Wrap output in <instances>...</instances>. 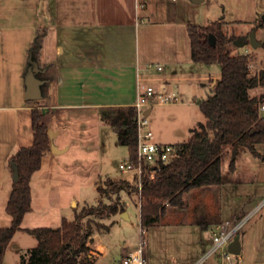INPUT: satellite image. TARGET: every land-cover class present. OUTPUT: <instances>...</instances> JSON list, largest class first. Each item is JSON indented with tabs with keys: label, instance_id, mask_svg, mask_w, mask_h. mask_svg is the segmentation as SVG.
<instances>
[{
	"label": "rangeland",
	"instance_id": "1",
	"mask_svg": "<svg viewBox=\"0 0 264 264\" xmlns=\"http://www.w3.org/2000/svg\"><path fill=\"white\" fill-rule=\"evenodd\" d=\"M155 1L146 2L155 4ZM28 2L25 9L29 12L34 7L33 0ZM158 2L155 20L146 18L141 24L137 18L138 27L132 39L141 66L149 63L153 74L157 63L164 66L171 58L183 60L184 53L189 51L187 24L207 25L221 20L228 36L247 42L251 31L256 29V39L264 42V25H259L264 21V0ZM48 49L51 57L50 43ZM33 50L32 55H35L37 48L34 46ZM238 50L251 56V75L264 70V48L253 49L247 43ZM195 65L206 74L220 73L216 63ZM170 84L178 90L190 86L184 81ZM193 86L201 85L197 82ZM201 88L197 90L198 97H206L210 92ZM250 94H264V88L252 90ZM200 99L204 98H177L175 103L153 105L147 119L155 132L167 141L165 143L185 142L190 137V127L204 121L196 104ZM69 111H58L59 116L52 120V128L60 132L56 144L68 145V151L56 155L52 162L44 160L31 181L33 212L26 217V222L37 228H57L62 219L73 221L83 207L97 203V187H103L106 179L127 180L135 185L132 173L118 168L128 159L127 149L118 144L111 126L101 120L100 112ZM256 148L262 157H254L248 151H235L234 172L228 167L233 152L228 149L221 166V184L183 194V207L168 206L163 216L144 227L143 236L139 194L121 192L120 201L128 218H122L121 212L100 221L108 229L93 232L90 248L94 243L102 247L93 262L118 264L123 255L137 249L144 239L143 256L149 264H168L169 260L172 264H195L207 249L215 226H230L237 216H248L240 232L243 247L239 256L245 262L264 260V146ZM104 202L109 203V200L104 199ZM9 220L5 210L0 208V227L9 226ZM37 244L33 233L18 232L6 249L4 264H20L21 256ZM87 259L90 258H83L85 264Z\"/></svg>",
	"mask_w": 264,
	"mask_h": 264
},
{
	"label": "crops",
	"instance_id": "2",
	"mask_svg": "<svg viewBox=\"0 0 264 264\" xmlns=\"http://www.w3.org/2000/svg\"><path fill=\"white\" fill-rule=\"evenodd\" d=\"M158 1L147 3L139 13L141 24L146 18L155 20ZM134 2L33 0L34 10L28 12L25 9L30 3L28 0H0V208L5 210L12 189L11 158L20 148L32 143V109L40 110L41 121L47 131L55 132L49 139V146L53 144L60 150L52 152L49 149L42 157V166L44 160L52 162L56 155L69 149L68 145L59 147L56 144L60 132L52 128V120L59 116L58 111L87 109L100 112L102 108L132 106L137 98L138 78L147 79L156 91L173 93L177 98H206L198 97L197 90L202 87L210 92L219 80L220 73L206 74L194 66L190 59V45L189 51L183 55V62L171 58L164 66L157 63L154 67L160 66L161 70L155 69L154 74L149 63L141 66L132 40L138 27ZM35 39L38 41L35 60L39 68L36 76L40 75L38 78L45 79V82L41 86L42 98L26 101L24 77L28 67L27 55L34 47ZM49 43L53 48L51 57ZM172 81L188 82L190 86L178 90L171 86ZM197 82L200 87L193 86ZM151 108L148 109L149 114ZM149 124L154 141L165 143L166 140L155 132L152 123ZM177 143L181 142L165 144ZM235 169L234 160L232 172ZM34 174L30 180L31 203ZM32 212L31 208L25 214L14 236L18 232L35 235L38 228L26 222V217ZM238 218L241 217L237 216L236 220ZM101 251L102 247L94 243L88 254L90 262L97 264L93 259H97ZM257 263H264V260ZM168 264H172L170 260Z\"/></svg>",
	"mask_w": 264,
	"mask_h": 264
},
{
	"label": "trees",
	"instance_id": "3",
	"mask_svg": "<svg viewBox=\"0 0 264 264\" xmlns=\"http://www.w3.org/2000/svg\"><path fill=\"white\" fill-rule=\"evenodd\" d=\"M223 24L220 20L207 25H187L191 61L207 65L216 63L220 78L206 98L196 101L204 121L190 130L187 141L173 145L175 156L161 167L154 180L143 178L139 195L142 231L163 216L168 206L183 207V194L221 184V166L228 149L262 157L256 147L264 146V114L260 112L264 94L251 95L250 92L264 88V70L250 74L251 56L234 46L235 38L224 32ZM259 25H264V21ZM210 36L214 37V45L210 44ZM37 42L35 39V47ZM32 58L35 60V55ZM100 118L111 126L118 144L125 147L128 158L134 160L137 147L135 109L132 106L102 108ZM41 119V111L32 109V143L20 148L11 158V163L18 168V181L12 184L5 205L10 224L0 227V264L4 263L6 248L25 214L31 211L30 180L50 149L47 128ZM228 167L234 170V159ZM130 191H137V188L127 180L106 179L103 187H97V203L83 207L73 221L62 219L57 228H38L35 232L38 244L21 256L20 264H85L83 258L89 254L93 232L108 229L100 221L123 212L120 193ZM86 263L93 264L90 260Z\"/></svg>",
	"mask_w": 264,
	"mask_h": 264
},
{
	"label": "built area",
	"instance_id": "4",
	"mask_svg": "<svg viewBox=\"0 0 264 264\" xmlns=\"http://www.w3.org/2000/svg\"><path fill=\"white\" fill-rule=\"evenodd\" d=\"M147 0H135L134 7L136 14L146 8ZM161 70L160 66H156ZM137 98L132 107L136 111V131L137 147L135 159H126L124 163L119 164L121 171L132 173L135 177V186L140 195L143 178L154 180L162 166L168 164L175 156L173 145L156 142L153 139V132L150 128L148 116L145 112L156 104L175 103L177 97L173 93L166 91L158 92L149 84L147 79L138 78ZM260 112L264 114V104L260 106ZM248 216H243L235 220L230 226L218 224L209 238L207 249L195 264H264L256 262H245L239 255L228 251V245L234 240L245 225ZM141 236L143 231L141 230ZM144 239L141 240L137 249L129 252L118 264H149L143 256Z\"/></svg>",
	"mask_w": 264,
	"mask_h": 264
},
{
	"label": "water",
	"instance_id": "5",
	"mask_svg": "<svg viewBox=\"0 0 264 264\" xmlns=\"http://www.w3.org/2000/svg\"><path fill=\"white\" fill-rule=\"evenodd\" d=\"M200 1L201 0H194V2L196 3ZM262 18L264 19V16ZM255 33H256V29L251 31L249 35V40L247 42L241 41V38L235 39L233 42L234 46L240 48L243 47L245 44L249 43V45L253 49L261 48V47L264 48V42L257 40ZM209 40H210V44L214 45V37L210 36ZM33 51H34L33 48L30 49L27 55L28 67L24 77V84H25L24 99L26 101H39L42 98L41 86L44 83V81L36 76V74L39 72V68L36 60L32 58ZM148 115H149V110L145 112V116ZM54 134L55 132H53L52 130L47 131V135L49 139H52ZM50 150L52 152H60V150H57L53 144L50 145ZM235 153H236L235 151L232 152V159L234 158ZM11 169H12V176H11L12 182L16 183L18 181V168L16 164L11 163ZM120 216L125 219L128 218L126 212H122ZM228 251L235 255H239L241 253V246L238 236H236L234 240L228 245Z\"/></svg>",
	"mask_w": 264,
	"mask_h": 264
},
{
	"label": "flooded vegetation",
	"instance_id": "6",
	"mask_svg": "<svg viewBox=\"0 0 264 264\" xmlns=\"http://www.w3.org/2000/svg\"><path fill=\"white\" fill-rule=\"evenodd\" d=\"M40 75H38V77H39ZM41 78V77H40Z\"/></svg>",
	"mask_w": 264,
	"mask_h": 264
}]
</instances>
